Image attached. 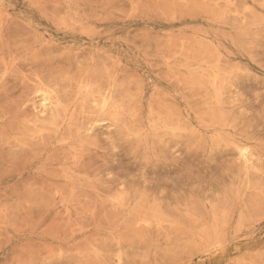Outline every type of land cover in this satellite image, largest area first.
Here are the masks:
<instances>
[{"label":"rangeland","instance_id":"374dc122","mask_svg":"<svg viewBox=\"0 0 264 264\" xmlns=\"http://www.w3.org/2000/svg\"><path fill=\"white\" fill-rule=\"evenodd\" d=\"M0 264H264V0H0Z\"/></svg>","mask_w":264,"mask_h":264},{"label":"bare ground","instance_id":"6f19581e","mask_svg":"<svg viewBox=\"0 0 264 264\" xmlns=\"http://www.w3.org/2000/svg\"><path fill=\"white\" fill-rule=\"evenodd\" d=\"M242 151V150H241ZM244 152V151H243Z\"/></svg>","mask_w":264,"mask_h":264}]
</instances>
